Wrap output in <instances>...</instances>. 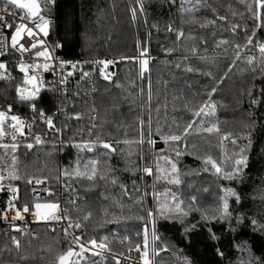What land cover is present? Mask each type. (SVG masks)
<instances>
[{"label": "trees", "instance_id": "16d2710c", "mask_svg": "<svg viewBox=\"0 0 264 264\" xmlns=\"http://www.w3.org/2000/svg\"><path fill=\"white\" fill-rule=\"evenodd\" d=\"M248 2L251 3L252 0ZM143 3L146 15L139 13L137 0H59L52 10L54 24L50 28L48 39L50 44L55 42L63 45L61 57L67 60L114 62L105 71L110 81H102L98 71V76L93 82L97 87L96 94L91 99L70 101V104L66 105V113H84L90 121L91 113L96 112L95 139L99 136L101 140L110 142L116 152L104 155L107 150L101 148L94 149L91 153L79 152L66 142L58 148L52 140L44 146L33 144V148L29 150L25 144L32 141L17 138L20 146L15 153L16 170L20 179L11 181L19 189V197L13 202L14 209L22 210L24 204L31 207L39 201L57 202L55 187L60 178L74 188V192L68 195L64 203L65 208L73 209L71 217L75 221L82 220L84 215L91 212L90 219L82 221L86 232L85 240H99L107 236L114 253L125 254L129 249L135 250L137 244L143 249L144 228L146 224L148 226L147 212L152 208L156 211V201H164L165 191L168 192L169 203H172L171 195L175 193L178 198L184 200L182 207L187 208L190 197L195 195V207L201 211H211L219 203V196L223 195L220 188L232 186L242 197L240 205H235L230 199L233 215L244 213L245 223L236 226L233 221L235 233L223 231L224 226L220 224L210 225L220 237L218 241L207 238V228L201 223L197 230L188 233L186 238L179 223H169L157 213L155 231L160 239L155 243L158 253L156 264H184L185 257L191 264H240L241 258L247 259L248 254L237 251L236 245L244 242L251 247L255 256L264 257V236L258 231L253 232L249 222V218H254L264 225V153L261 152L264 147V135H257L254 139L243 184L217 178L210 166L209 171H204L202 160L197 158L210 155L221 160L224 153L233 151L231 139L243 143L240 138L246 132L244 125L250 119L249 113L253 111L243 93L252 82L253 73L243 62H238L231 68V72H228V67L232 64L234 44L245 42L244 27L247 26L251 32L256 26V21L238 0H207L219 15L228 18L229 23L217 21L215 26L204 29H201L199 24L182 22L178 12L179 0L177 7L171 6L167 0H143ZM229 5L232 6L231 10ZM133 8H137L135 21L132 19ZM232 11L237 14L233 16ZM195 15L197 18H215L210 9L206 8H201ZM232 21L240 25L236 35L231 31ZM169 24L174 30L182 28L185 38L177 41L176 32L169 33L166 30ZM189 34L195 39L188 40ZM222 39L228 40L229 44L217 48V42ZM255 41H264V28L257 30ZM192 46L198 49L197 54L190 51ZM142 49H147L145 56H141ZM168 49L173 50L171 54H168ZM241 51L244 55L255 56L259 65V52L255 48ZM139 55L142 57L140 60ZM147 56L150 58L148 71L142 73L141 60ZM200 56L210 59L201 60ZM211 58H215L214 62ZM177 64L180 65L179 68L176 67ZM187 67L197 71L188 72ZM209 71L211 76L205 74ZM221 77L225 78L217 86ZM255 83L259 86L260 79L257 78ZM17 87L16 82L0 84V109L7 110L11 104L13 114L25 115L27 105L18 102ZM212 87H217V91L211 95L212 102L216 104V111L214 116L205 119L203 126H211L208 122L210 120L219 128V133H197L195 129L201 125H195L193 134L187 138V153L178 158L181 185L168 184L163 178L164 173H161L160 180L147 176L143 172L145 167L153 168L154 172L157 163L161 168H170V165H166L164 160H158V157L167 155L177 159L172 148L155 135L157 125L159 124L165 133L169 130L175 132L174 121L183 127L196 119L192 112L209 99ZM69 94L72 96L74 92ZM41 97L38 106L50 111L53 105L51 95L44 92ZM157 108L159 112L156 111ZM255 112L257 117L264 119V107L255 109ZM149 117L153 139L156 140L154 148L146 142L139 143L141 121L147 122ZM5 127L9 132L8 127ZM147 128L145 123V134ZM47 131L50 130L47 128ZM76 131V122H69L67 117H64L62 139L66 140ZM224 136H229L230 139L225 140ZM125 140L129 143H124ZM3 142H11L9 135ZM180 147L183 150V144ZM11 155L9 152L5 156V150L0 148V157H4L3 161H0V169H3L5 163L11 164ZM78 159L81 171L89 160H99L96 166L98 175L117 177L119 182L127 187L129 195L124 194L119 184L113 185L106 180L97 179L95 187L89 190L92 182L87 179L76 178L74 175L65 177L64 170L73 172ZM4 175L7 176V171ZM29 179L45 181L48 185L47 195L40 200L33 198L32 189L27 182ZM133 181L139 188L138 192L133 190ZM2 183L4 190L0 191V216L7 202L5 187L10 182L5 179ZM145 192L148 193L146 196ZM155 193L160 195L155 197ZM141 197L143 203H137ZM75 198L78 210L69 204V200ZM105 210L108 212L107 217L104 216ZM113 215L120 218L119 223L104 222L105 219L111 220ZM199 218V212L192 211L188 220L195 222ZM33 234L37 236L34 237ZM12 237L0 234V264H57V257L68 250L61 234L49 231L42 224L35 225L32 233L26 236L15 237L21 244L19 250L12 244ZM125 237L128 238L127 243H117L124 242ZM165 247L167 251H162ZM217 247L224 252L223 259L217 254ZM135 252L141 255L140 252ZM93 261L98 264H114L111 259L103 263L98 258H90L81 264H93Z\"/></svg>", "mask_w": 264, "mask_h": 264}, {"label": "snow or ice", "instance_id": "6c2138e0", "mask_svg": "<svg viewBox=\"0 0 264 264\" xmlns=\"http://www.w3.org/2000/svg\"><path fill=\"white\" fill-rule=\"evenodd\" d=\"M167 2L173 6L177 7V0H167ZM240 4L246 9V12L252 16L254 21H256V26L249 32L247 26L244 27V36L245 42L235 43L234 44V56L232 60V64L228 67V72H231V68L236 66L238 62H243L249 67V70L253 73L252 82L250 85L244 90V95L247 96L250 107L253 109L249 113L250 119L244 125L246 132L241 136V140L243 143H240L237 139H231V145L233 146V151L231 153H224L223 159L218 160L214 159L212 156L206 157H197L202 160L204 164V171L214 170V174L217 178L228 181L235 182L239 184H243L246 177V170L249 167L250 156L252 149L254 147V139L257 135H264V119L256 116L255 109H259L264 107V41H255L257 30L264 28V0H252L251 3L248 0H238ZM56 0H0V57H7L9 52V36H10V49L12 53H19L20 61L17 64V70L19 73L23 74V85L27 87L18 86L16 88V97L19 103L26 104L31 112L33 113V120L38 115L40 120L48 126L49 130L55 129V125L53 122V118L51 116L46 115L44 110L38 106V102L42 99L41 91L45 87V81L42 78V73H49L53 76L57 74V71L60 73L59 84L64 85L67 83V78L74 75V72L77 70V63H71L72 71H68L66 74L64 73V69L69 66L68 61L60 59L59 57L54 55V52L57 48H62L63 45L59 43H52L50 46L47 43V38L50 35V25L51 20L46 18L42 13L44 11H51V7H54ZM139 13L141 15H146L144 9L143 0H137ZM231 10L232 6H228ZM201 8L210 9L214 19H210L208 17L197 18L195 13L201 11ZM132 19L133 21L137 18V8H133L132 10ZM178 12L180 14L182 22L187 21L193 24H199L201 29L208 28L209 26H215L217 21L228 24V18L223 15H219L217 10L214 7H211L207 3V0H179L178 3ZM237 13L232 11V15L235 16ZM240 15H244V13H240ZM31 25V26H30ZM153 27H157L153 25ZM231 31L233 35L237 34V29L240 28V25L235 21L230 23ZM166 30L171 33L173 31L176 32V40L180 41L182 38H185L184 30L178 29L174 30L171 24L167 25ZM42 35L43 39L40 38ZM27 37L25 43H21L22 40ZM188 40H194L195 37L192 35L187 36ZM228 40H219L216 44L217 48H220L222 45H228ZM251 48H255L259 52V65H257V58L252 55H244L242 53V49L251 50ZM173 50L168 49V54H171ZM190 51L193 54L198 53V49L195 46L190 48ZM227 51V49H225ZM29 53L34 55L35 60L32 63H25L24 54ZM147 54V49L141 50V56H145ZM187 59V57H185ZM201 60H209V57L200 56ZM214 62L215 58H211ZM42 61V62H39ZM95 64H102L104 68H107L109 64L114 63L113 61L108 60H99L94 61ZM176 67H180L179 64ZM141 70L142 73L148 71V60H141ZM186 71L193 72L197 71L192 67H187ZM208 76H211L212 73L209 71L205 73ZM100 75L105 79L109 80V75L102 68L100 70ZM89 73L82 71L81 69V79L88 77ZM227 76V73H225ZM225 77H221L219 81H217V86ZM259 78L261 83L259 86L256 85L255 80ZM11 74L8 72V65L5 62H0V80L9 81L11 80ZM119 87V85H117ZM52 90V89H49ZM217 91V87H212L209 93V99L204 102L200 107L193 110L192 115L196 119L191 122L186 123L183 127L180 126L179 123H175L176 131L173 132L169 130L167 133L163 132L159 124L155 129V135L159 136L165 145H168L175 152V157L177 159H173L171 156H160L158 160H164L166 165H170V168H161L160 164H156L155 172L153 168L145 167L143 172L147 176H153L155 180H160L161 173H164V179L168 184L179 186L182 181L180 179V169L178 168V158L187 153L188 143L187 138L193 134V129L197 123L201 125L200 128H196L195 131L206 132L209 134L219 133V128L216 124L208 122L211 126L205 127L204 122L206 118H210L215 115L216 104L212 102L211 95ZM66 94V93H65ZM149 101L151 100V84L149 83ZM159 112V108L156 109ZM76 119H80V116L77 115ZM95 120V117L92 118ZM6 122H8L7 127L11 129L9 133L6 131ZM147 123V133L144 132V124ZM96 127L95 123H93L89 128V136L92 135V129ZM27 129L31 132L32 124L22 119L19 115L13 114V107L11 104L8 105L7 110H0V148L5 150V156L8 155L9 152L12 153L10 159L11 164H4L3 169H0V191L4 190L3 181L7 179L10 183L8 184L7 191L9 192V200L7 203V207L5 209V213L3 219L5 221L8 220L7 211L14 208V201L18 199L19 189L15 187L11 181L19 180L20 176L17 174L16 163L17 157L15 155L17 149L20 146V143L17 141V134L21 137H25L27 139L26 131ZM10 135L11 142L5 143L3 142L6 136ZM223 139H230L229 136H224ZM35 144H42L43 140L40 135L34 136ZM147 143L148 145L154 148L156 144V140L153 139V132L151 128V117H149L148 121H141V138L139 143ZM124 143H129V141L125 140ZM183 144V150L180 145ZM33 143H26L25 147L29 150L33 148ZM79 150V152L87 151L89 153L93 152L94 149L101 148L107 150L104 155H109L111 153L116 152V148L110 142L101 140L99 136L95 140H81L79 143H72L69 145ZM78 152V157H79ZM261 152L264 153V147L261 148ZM4 157H0V161H3ZM99 160H89L85 165L83 171L80 170V162L77 160L76 167L73 172H69L68 169L64 170L65 177H70L74 175L76 178L87 179L92 182L89 190L95 187V182L97 179L109 181L113 185L119 184V186L123 189L125 195H129L127 187L121 184L117 177L115 176H105L104 174L98 175L97 165ZM91 166V167H89ZM210 166V169H209ZM7 171V176L4 175V172ZM111 171V170H110ZM29 184L32 183V180L29 179L27 181ZM37 184L43 183L42 180H37ZM73 191V189H69ZM133 190L139 191V188L136 185V182L133 181ZM207 191V189H204ZM220 191L223 195L219 196V203L216 207L211 211H201L200 208L195 207L197 203V197L192 195L190 197V203L187 208L182 207L184 205V200L178 198L175 193L171 195L172 203L168 202V192L165 191L163 193L165 199L163 202L157 199L156 201V211L149 210L147 212L148 220L152 224L153 234L152 239L153 242L160 239V237L156 234V216L157 213L159 217L169 223H179L183 230V234L187 238L188 233L196 231L198 225L203 223L207 228L208 239L213 241H218L220 237L216 234L212 224H220L223 225V231L229 233H235L236 227L233 226V221H235L236 226L243 225L245 223V214L239 213L237 215H233V206L230 205V199L234 201L235 205H240L242 203V197L240 192L236 190L235 187H221ZM51 194V193H50ZM148 193L145 192V196ZM160 193H155L154 196L158 197ZM131 198V197H129ZM105 199L107 197L105 196ZM264 199V197H262ZM137 203H143V198L137 200ZM69 204L75 206V209L78 210V204L76 199H70ZM32 208L35 211H32ZM73 209L64 208L60 209V205L56 202L51 203H40L36 202L31 207L28 204H24L22 211L24 213L31 212V215L35 219L39 220H49V219H66L68 220V228L78 230L82 227V221H88L91 217V212L84 215L82 220L73 221L70 213ZM192 211L199 212L200 218L199 220L192 222L188 220V217ZM60 212V215L57 213ZM108 212L105 210L104 216L107 217ZM24 216L21 214L20 208H15L14 215L12 216V221L23 220ZM140 219H144L140 217ZM105 223H119L120 218L113 215L111 220L105 219ZM249 222L252 225L253 232H259L262 236H264V225L259 224V222L254 218H249ZM13 231L20 232L21 229L18 227H13ZM148 226L145 225L144 228V246L141 252L140 245L137 244L135 246V250L141 252V260L142 264H152L151 260L148 256ZM68 229H65V235H68ZM125 240L128 238L125 237ZM123 242V241H122ZM12 244L15 246L17 250L20 249L21 244L18 239L12 237ZM79 251H76V249ZM237 251L243 253H247V259L243 257L240 260V264H264V257L255 256L252 253L251 247L247 245V242L243 244L236 245ZM131 251V249H129ZM162 251H167V248L161 249ZM217 254L223 259L224 252L220 250L219 247L216 249ZM85 253H91L93 257L99 256L102 261H106L107 257L104 255L105 253L113 254L115 258V264H121L119 256L123 255V253H114L113 249L110 247L109 239L107 236H104L97 240L96 238H90L85 240L84 235H73V245L69 247V249L60 254L57 257V264H79V261L84 259ZM158 254V253H157ZM73 257H77L78 259H72ZM21 259H27V257H21ZM93 264H98L97 261H93ZM184 264H191L187 258H184Z\"/></svg>", "mask_w": 264, "mask_h": 264}, {"label": "built area", "instance_id": "2783aa9c", "mask_svg": "<svg viewBox=\"0 0 264 264\" xmlns=\"http://www.w3.org/2000/svg\"><path fill=\"white\" fill-rule=\"evenodd\" d=\"M58 1L59 0H56L55 6L51 7V11H44L42 13L43 15H45L46 18L51 20L50 28L54 24V18L51 13H52V10L55 9ZM40 38L43 39L42 35L40 36ZM26 40H27V37H25V39L22 40L21 43H25ZM47 43L49 46L51 45L48 38H47ZM0 47H2V45H0ZM61 51H62L61 48H57L54 52V55L59 57L60 59L70 62L69 66L64 69L65 74L68 71H72L71 63H77V62L79 63L77 65V70L74 72V75L71 77H68L67 83L64 85L59 84V77H60L59 71H57V74L55 76L49 73H42V78L45 81V87L41 91V95L44 92H49V94L52 97V103H53L52 109L50 111H45L44 109L43 110L46 113V115L51 116L53 118L55 129H52L48 132L47 131L48 126L40 120L38 115L35 117V120H33V113L31 112L28 106L24 111L25 115L16 114V115H19L22 119L32 124L31 132H29L27 129H25V131H26L27 139H30L32 143L36 146H44L49 142V140H52L54 141L55 145L59 148L65 142L71 145L72 143H79L81 142V140L87 141L89 139L91 140L95 139V133H94L95 128L92 129L91 137L89 136V128L96 121V112L91 113V116H90L91 120L89 121V118L88 117L86 118L84 113L67 114L66 110L68 107H66V105H68V103L70 104V101L72 100H76L77 102L78 100H81V98L91 99L97 92V87L94 86L93 82L98 76V71H100L102 68L104 69V71H106L110 64L108 65L107 68H104V65L95 64L93 63L94 61H85V60H80V59L67 60L60 56ZM9 52L10 54L7 57H0V62H5L8 65V72L11 74L12 79L9 81L0 80V84H8V83L16 82L18 86L27 87L23 85V74L19 73V71L17 70V64L20 61V55L19 53L11 52L10 36H9ZM138 59L140 60L141 57H138ZM34 60H35L34 55L29 54V53L24 54L25 63H32L34 62ZM39 62H42V61H39ZM81 69L82 71L88 72L89 76L81 79ZM100 77H101V80L104 82L110 81V79L105 80L101 75ZM49 89H52V90H49ZM70 92H74V95L70 96L69 94ZM77 115L80 116V119L75 118ZM64 117H67V120L69 122L71 121L76 122V126H77V131L74 134L69 135L66 140L62 139V120ZM93 117H95V120L92 119ZM7 124L8 122H6L5 126H7ZM68 128L69 127L66 128L67 131L69 130ZM8 130L10 133L11 129L8 128ZM35 135L41 136L43 140L42 144H38V145L35 144L34 142ZM17 138L26 139L25 137L19 136V134H17ZM36 181L37 180H33L32 183L30 184V187L32 189L33 198L40 200L41 198L47 195L48 185L43 180H42L43 183H40V184H37ZM7 187L8 186L5 187V191L7 193V202H6L5 209L7 207V203L9 200V192L7 191ZM69 189L74 190L73 187L66 184L64 181H62L59 178L56 184L55 190L57 194L56 203L60 205L61 210L65 208L64 203L66 202L68 195L70 196L71 193H73V191H70ZM18 197H19V192H18ZM5 209L0 216V234L4 233L5 235H9L13 237H23V236L28 235L29 233H32L33 227L35 225L42 224L49 231L60 233L68 249L70 246L73 245V235H84L85 237L86 232L83 226L78 230L70 229L68 228V220L66 219H59V220L49 219L47 221L45 220L42 221L39 219H35L31 215V212L24 213L21 210V214L24 216V219L12 221V216L14 215V210H15L14 208L7 211L8 220L5 221L3 219ZM152 210L154 211V208H152ZM60 214H61L60 212L57 213V215H60ZM73 221L75 220L73 219ZM14 226L20 228L21 231L20 232L13 231ZM149 226L152 229L151 222H149ZM65 229H68V233H69L68 235H65ZM33 236L36 237L37 235L33 234ZM127 241L128 240H124V242L118 241L117 243L122 245L123 243H127ZM109 243H111V241H109ZM76 251H79V249L77 248ZM104 255L107 257V259H111L113 263L115 264L116 257H114L113 254L105 253ZM90 258H98L101 260L99 256L93 257L91 253H85L84 259L80 260L79 264L86 262ZM118 258L120 259L121 264H142L141 255H137L135 250H131V251L129 250L127 253L119 256ZM72 259L75 260L78 258L73 257ZM149 259L151 260L152 264H156L157 254L156 253L152 254L149 257ZM101 262L105 263L106 261L101 260Z\"/></svg>", "mask_w": 264, "mask_h": 264}, {"label": "rangeland", "instance_id": "374dc122", "mask_svg": "<svg viewBox=\"0 0 264 264\" xmlns=\"http://www.w3.org/2000/svg\"><path fill=\"white\" fill-rule=\"evenodd\" d=\"M138 57H141L140 55L138 56ZM142 58V57H141ZM146 59L148 60V63H149V57L147 56L146 57ZM143 60V59H142ZM141 72H142V70H141ZM10 137V136H9ZM11 138V137H10ZM153 195V194H152ZM153 197V196H152ZM40 202V201H39ZM40 203H49V202H40ZM34 211H35V209H34ZM153 211V210H152ZM43 221V220H42ZM149 220H148V229H149V231H148V256L150 257L152 254H154V253H156L157 254V251H156V249H155V243H156V241L155 242H153V239H152V234H153V230L150 228V226H149ZM143 250V249H142ZM142 250H141V252H142ZM140 252V253H141ZM152 253V254H151ZM158 255V254H157Z\"/></svg>", "mask_w": 264, "mask_h": 264}]
</instances>
